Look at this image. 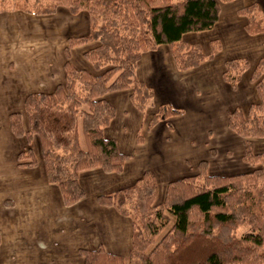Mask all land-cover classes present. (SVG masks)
<instances>
[{
  "label": "trees",
  "instance_id": "1",
  "mask_svg": "<svg viewBox=\"0 0 264 264\" xmlns=\"http://www.w3.org/2000/svg\"><path fill=\"white\" fill-rule=\"evenodd\" d=\"M231 1L0 0L3 12L50 16L64 8L72 16L88 15L87 35L69 38L64 48L63 83L51 92H31L25 97L28 132L22 129L19 113L9 116L15 136H25L29 144L33 135L39 138L47 179L59 187L66 206L84 197L80 172L99 168L105 173H120L130 157L120 153L116 141L103 134L115 115L114 106L104 96L130 90L132 105L145 113L154 93L136 77L141 55L166 45L179 71L210 60L221 50L218 40L211 41L206 55L183 36L211 31L219 19L220 3ZM237 14L246 18L244 31L248 35L264 34V17L256 5L240 8ZM88 43L96 45L83 57L94 70H102L100 73L79 69L69 61L71 48ZM224 66L223 79L235 89L249 64L245 59H231ZM250 80L259 102L250 105L246 113L238 108L229 112L227 126L242 139V160L251 170L210 175L207 163L201 161L195 175L167 184L162 202H156L157 184L150 171L130 186L99 195L101 206L131 220V249L126 259L101 247L81 251L83 264H264V153H254L251 141L264 137V55ZM182 113L161 105L147 129ZM19 158H30V165L34 164L30 148Z\"/></svg>",
  "mask_w": 264,
  "mask_h": 264
},
{
  "label": "crops",
  "instance_id": "2",
  "mask_svg": "<svg viewBox=\"0 0 264 264\" xmlns=\"http://www.w3.org/2000/svg\"><path fill=\"white\" fill-rule=\"evenodd\" d=\"M252 4L260 9L264 0L220 3L219 19L211 31L183 36L187 43L198 44L206 55L211 51V41L220 43L221 50L195 68L177 70L166 45L141 55L136 77L154 93L145 113L132 105L130 90L104 96L114 106L115 115L103 134L116 141L120 153L130 157L120 173H105L99 168L80 172L78 181L84 197L71 206L64 204L59 187L47 179L39 138L33 135L29 144L25 136H15L9 124V116L19 113L22 129L28 132L25 97L31 92H51L63 83L64 48L69 38L63 45L57 44L56 58L43 60L42 67L35 61L21 63L12 51L8 56L0 53V264H83L81 251L98 247L126 259L131 249V220L111 207L101 206L99 195L130 186L150 171L157 184L156 202H162L167 184L195 175L201 161L207 163L210 175L229 176L251 170L242 160V139L227 126V114L236 108L246 113L250 105L259 102L250 77L264 55V34L248 35L244 31L246 18L237 14L240 8ZM59 9L56 16L60 11L67 12ZM65 19L78 27L71 37L87 35L86 13ZM95 45L72 48L69 61L79 69L100 73L102 70H94L83 60V54ZM231 59H245L249 64L235 89L223 79L224 64ZM25 63L28 67L20 68ZM161 105L183 113L147 129L149 119ZM251 141L254 153H264V137ZM29 148L33 165L30 158H19Z\"/></svg>",
  "mask_w": 264,
  "mask_h": 264
},
{
  "label": "rangeland",
  "instance_id": "3",
  "mask_svg": "<svg viewBox=\"0 0 264 264\" xmlns=\"http://www.w3.org/2000/svg\"><path fill=\"white\" fill-rule=\"evenodd\" d=\"M259 11L260 15L264 17V4L260 6ZM83 13L85 14V12ZM83 13L80 16H83ZM55 16L56 14L34 16L22 12L0 11V17L3 18L0 21V26L3 27H0V53L8 56V52L12 51L11 54L14 53L21 63L35 61L36 63H34L37 67H42L43 60L56 58L57 44H64L65 38L67 37L66 40L70 38L71 34L78 30V27L71 26V23L65 19L66 17L69 19H74L75 17L66 11H60ZM64 16L66 17L64 18ZM77 16L80 17L79 14ZM76 20L78 21V18ZM60 32L63 35H60ZM76 47H73V50ZM9 48L12 49L9 51ZM2 58L0 57V62L3 60ZM83 60L85 59L83 58ZM25 67H28L26 63L20 66V68ZM79 139L81 147L84 148L85 143L81 132H79ZM159 238L156 239V242Z\"/></svg>",
  "mask_w": 264,
  "mask_h": 264
}]
</instances>
